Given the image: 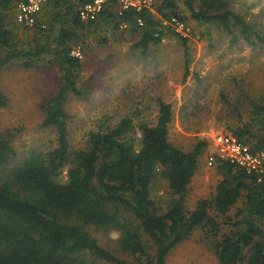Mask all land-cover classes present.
Wrapping results in <instances>:
<instances>
[{
    "label": "trees",
    "instance_id": "obj_1",
    "mask_svg": "<svg viewBox=\"0 0 264 264\" xmlns=\"http://www.w3.org/2000/svg\"><path fill=\"white\" fill-rule=\"evenodd\" d=\"M20 1L0 0V71L15 61L32 66L49 58L60 66L62 75L58 91L46 103L43 122L55 131L54 148L32 150L9 167L17 152L0 133V264H168L178 244L206 228L214 237L211 242L220 264H264V181L218 160L221 178L215 195L189 209L190 184L209 144L199 138L186 151L170 141L171 103L158 99L153 125L124 117L91 131L80 148L72 147L66 111L70 95L83 93L81 61L71 50L83 42L84 30L103 23L119 28L124 20L140 35L138 44L145 49L150 43L159 44L165 34L158 16H177L216 24L233 41L239 30L246 41L256 45L258 40L264 48V24L246 20L251 9L240 13L236 9L240 0H185L186 16L176 0H157V14L128 11L121 16L116 0H111L97 20L83 22L79 9L93 0H48L42 13L50 19L49 29L39 20L32 41L24 42L11 24ZM138 17L144 20L142 26L136 25ZM178 38L187 47L188 39ZM188 74L187 65L185 79ZM6 104L0 89V106ZM250 113L249 122L229 127L226 133L254 150H264V97L252 103ZM158 174L168 181L172 193L164 213L151 195ZM240 200L231 230L219 236V218L228 217ZM92 226L118 232L117 247L101 244L92 235Z\"/></svg>",
    "mask_w": 264,
    "mask_h": 264
},
{
    "label": "rangeland",
    "instance_id": "obj_2",
    "mask_svg": "<svg viewBox=\"0 0 264 264\" xmlns=\"http://www.w3.org/2000/svg\"><path fill=\"white\" fill-rule=\"evenodd\" d=\"M176 1L181 13L188 16L185 0ZM246 7L251 9L247 21L264 24V0H240L236 9L244 14ZM39 20L49 29L45 12ZM186 22L192 31L187 47L169 28H162L165 34L159 44L150 43L145 49L138 44L140 35L130 27L113 28L103 23L94 30H84L83 42L77 44L83 49L79 78L83 93L70 95L66 102L73 148L83 147L91 131L124 117H131L135 124H155L158 99L172 104L169 139L186 151L193 149L199 138H209L210 128L226 133L229 127L251 120L252 103L264 97V48L258 40L256 45L246 41L239 30L233 41L232 35L216 24L190 18ZM11 24L24 42L32 41L36 26L22 25L15 18ZM49 60L32 66L15 61L0 71V89L7 101L0 106V133L11 140L17 152L9 167L32 150L46 152L56 146L54 129L43 122L46 103L61 85L62 71ZM208 153L209 149L200 157L192 178L186 203L189 209L216 193L221 175L217 164L209 166ZM151 195L164 213L172 193L168 181L159 174L151 184ZM241 206L242 200L229 212L232 219L219 218V236L231 230ZM208 229H197L178 244L168 256V264H220ZM90 231L101 244L117 247L118 232L94 226Z\"/></svg>",
    "mask_w": 264,
    "mask_h": 264
},
{
    "label": "built area",
    "instance_id": "obj_3",
    "mask_svg": "<svg viewBox=\"0 0 264 264\" xmlns=\"http://www.w3.org/2000/svg\"><path fill=\"white\" fill-rule=\"evenodd\" d=\"M111 0H93L84 3L79 9V17L83 22H92L99 18L107 4ZM48 0H21L16 6V21L28 27H34L39 22L44 5ZM117 13L124 15L128 11L136 13L156 12V0H116ZM161 20L162 28H169L175 34L187 38L192 34L191 28L185 20L177 16L163 18ZM144 20L142 17L136 19V25L142 26ZM42 27H46L43 24ZM120 27L129 28L127 21H121ZM158 34V33H157ZM71 55L81 59L83 58V49L81 45H76L71 50ZM210 137L208 140V164L213 166L218 160L227 161L245 171L248 175L255 176L258 182L264 181V150H254L248 143L241 141L236 135L225 133L210 128ZM262 244L264 246V223L262 226Z\"/></svg>",
    "mask_w": 264,
    "mask_h": 264
}]
</instances>
